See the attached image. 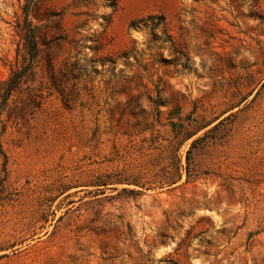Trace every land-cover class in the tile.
I'll return each instance as SVG.
<instances>
[{"label":"rangeland","instance_id":"1","mask_svg":"<svg viewBox=\"0 0 264 264\" xmlns=\"http://www.w3.org/2000/svg\"><path fill=\"white\" fill-rule=\"evenodd\" d=\"M27 18L42 53L0 96V264H264V0H0V81Z\"/></svg>","mask_w":264,"mask_h":264},{"label":"trees","instance_id":"2","mask_svg":"<svg viewBox=\"0 0 264 264\" xmlns=\"http://www.w3.org/2000/svg\"><path fill=\"white\" fill-rule=\"evenodd\" d=\"M115 6V4H114ZM156 15H150L147 19H142V21H153ZM160 22L165 21V16L161 15L158 17ZM107 24L110 23L109 19H105ZM134 25V23L132 24ZM154 29L156 26L153 27ZM21 31L25 39V54L23 58V63L17 66L12 70L10 77L7 80L0 81V96L3 98V104L6 103L12 94L26 85L28 82L34 81L37 71L35 70L38 65L39 56L42 53V48L40 46L39 33L40 26L34 25L32 21L26 19L24 25L20 26ZM57 40L59 38H56ZM103 39L102 34L97 37L96 46L93 48V51L98 53L103 48ZM52 42V41H51ZM48 44V43H47ZM102 60L111 61V57H103ZM49 67L52 69L51 83L54 89H56L64 98H67L66 86L64 85L63 78L72 77L74 79H79V75L76 74L77 63L67 61L64 63V67L60 70H55L54 66L49 64ZM71 78V77H70ZM36 99V98H35Z\"/></svg>","mask_w":264,"mask_h":264}]
</instances>
